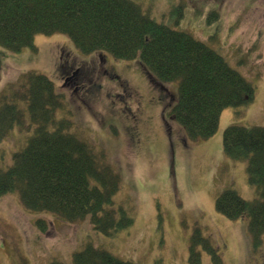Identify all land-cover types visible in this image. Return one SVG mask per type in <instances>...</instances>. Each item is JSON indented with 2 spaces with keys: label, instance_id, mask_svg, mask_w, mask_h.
I'll return each instance as SVG.
<instances>
[{
  "label": "rangeland",
  "instance_id": "374dc122",
  "mask_svg": "<svg viewBox=\"0 0 264 264\" xmlns=\"http://www.w3.org/2000/svg\"><path fill=\"white\" fill-rule=\"evenodd\" d=\"M133 1L156 21L224 56L255 87L253 101L225 108L217 132L195 142L175 119L168 118L167 125L162 121L157 102L148 101L151 87L136 60L106 55V66L113 69L99 72L103 53L84 54L62 33L38 34L36 49L15 54L0 46V92L27 71L49 77L64 103L54 112L55 120L70 119L80 138L104 148L122 176L115 202L134 219L130 227L107 235L95 230L90 217L68 222L51 212L29 211L16 193L0 196V264H20L24 258L29 264L54 259L73 264V253L87 243L136 264H190L191 238L198 227L220 246L223 264H264V241L253 250L249 218L230 220L216 207L220 192L228 188L248 200L259 197L247 162L227 157L222 140L231 125L264 127V0ZM78 69L88 73L68 83ZM165 87L166 104L175 101L177 83ZM29 118L26 111L22 126L1 140L0 170L11 165L13 154L33 135ZM40 218L49 223L46 231L35 223ZM201 252L202 264H214L208 252Z\"/></svg>",
  "mask_w": 264,
  "mask_h": 264
},
{
  "label": "trees",
  "instance_id": "16d2710c",
  "mask_svg": "<svg viewBox=\"0 0 264 264\" xmlns=\"http://www.w3.org/2000/svg\"><path fill=\"white\" fill-rule=\"evenodd\" d=\"M56 33L69 35L84 54L137 60L161 85L176 82L177 99H169L165 111V98L152 92L148 101L153 98L160 116L175 119L195 142L217 132L225 108L248 105L255 97L253 84L224 56L191 34L156 21L133 0H0V46L6 51L36 49V35ZM18 78L0 92V142L22 126L26 111L35 128L11 165L0 170V196L16 193L29 211L51 212L68 222L90 217L95 230L107 235L130 227L131 211L115 202L122 176L104 148L80 138L70 119L55 120L54 112L64 103L49 77L33 70ZM222 141L227 157L247 162L259 197L248 200L228 188L220 192L216 207L230 220L249 218L252 248L258 250L264 241V127L231 125ZM35 223L42 231L49 227L44 218ZM202 230L198 227L192 235L190 264H202L201 248L214 264H223L220 246ZM72 263L136 264L92 243L75 251ZM48 264L65 263L54 259Z\"/></svg>",
  "mask_w": 264,
  "mask_h": 264
},
{
  "label": "flooded vegetation",
  "instance_id": "af4514ba",
  "mask_svg": "<svg viewBox=\"0 0 264 264\" xmlns=\"http://www.w3.org/2000/svg\"><path fill=\"white\" fill-rule=\"evenodd\" d=\"M102 61H106V60L103 59ZM82 73H83V71H82L81 69H79V70H78V74L80 75V74H82ZM70 81H71V80H68V83H70ZM136 90H137V89H136ZM158 91H159V92H163V94H165V92H164L165 90H164L163 87H159V88H158ZM135 93H136V92H135ZM160 98H161V97H160ZM162 117H163V116H162ZM138 124H139V121H138Z\"/></svg>",
  "mask_w": 264,
  "mask_h": 264
}]
</instances>
